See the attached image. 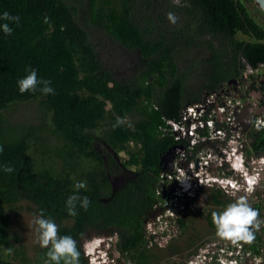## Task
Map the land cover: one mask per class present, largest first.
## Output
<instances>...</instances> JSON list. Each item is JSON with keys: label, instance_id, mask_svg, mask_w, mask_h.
Segmentation results:
<instances>
[{"label": "trees", "instance_id": "obj_1", "mask_svg": "<svg viewBox=\"0 0 264 264\" xmlns=\"http://www.w3.org/2000/svg\"><path fill=\"white\" fill-rule=\"evenodd\" d=\"M5 11L20 21L11 35L0 31V264H54L45 248L30 261L9 231L8 213L17 218L14 207L23 204L34 217L43 210L59 235L76 240L79 264L85 263L80 244L92 234L115 237L131 264H154L144 229L167 195L162 160L174 146H188L176 140L170 122H181L188 105L240 79L246 64L264 65V26L242 0H181L180 6L172 0H0V15ZM169 12L178 17L175 25ZM110 45L133 59L126 78L107 63L118 54L108 53ZM26 68L50 80L55 94H21L17 82ZM21 105L32 109L23 120L11 115ZM249 136L248 157L264 155V129ZM77 181H86L78 194L90 206L85 211L78 203L72 217L65 202ZM209 200L205 222L216 233L211 214L222 212L228 199L212 189ZM253 208L261 218L262 200ZM252 230L255 239L245 250L258 255L262 239Z\"/></svg>", "mask_w": 264, "mask_h": 264}, {"label": "rangeland", "instance_id": "obj_2", "mask_svg": "<svg viewBox=\"0 0 264 264\" xmlns=\"http://www.w3.org/2000/svg\"><path fill=\"white\" fill-rule=\"evenodd\" d=\"M242 1L251 16L260 25L264 26V11L261 6L255 0ZM95 36L98 37L101 35L98 33ZM115 49L118 54L115 53L117 55L113 59H109L107 63L111 68H113V71L118 78H126L134 71V65L132 63L133 59L130 55L112 45H110L108 53H111ZM31 110V108L21 105L13 108L11 110V115L15 118H22L21 120H23L31 114ZM192 142L193 141H189L190 146ZM225 150V148L220 147L219 144H216L215 142H211L206 145L204 143L201 153L196 155L192 162L188 164L187 170L189 173L202 175L204 180L226 176L230 171V166L227 162H225L227 157L224 153ZM193 152L194 149L190 148L189 155H193ZM183 153L184 151H182L180 155L184 160L185 157ZM120 156L122 158L126 157L125 153L120 154ZM260 162V159H256L255 155H253L247 165L250 170L248 173L264 169V166L259 164ZM184 170H186L185 167L181 169V172L183 173ZM230 178L237 182V190H231L229 189V186L226 187V185H224L225 181H223V184L208 182L201 184L198 193L194 191V188L190 192L189 190L184 192L187 184L194 182V178L191 176L189 178V174H186L185 176L177 175L176 177H173V179L172 177L168 178L169 185L175 182L177 184L176 187H174L172 192H169V198L164 199L162 202V212L159 211L158 213H154L153 217H150L145 221L144 239L148 243L147 248L154 253L158 259L154 264H198L202 262L200 260H203L201 255L205 251L208 252L210 250L211 252L212 249L218 245L230 247L231 245L237 244V241L221 238L217 235V233L209 232L207 229L205 214L208 209L213 208L210 204L209 194L212 189H220L222 191L228 199L227 204L222 208L223 210L228 204L236 202L240 197H246L248 204L252 208L255 202L262 200V205L264 207V172L256 181L257 185L252 186L249 184L248 188L245 186V182L238 174L231 176ZM249 180L252 181L254 179L251 177ZM120 181L121 180L118 179L117 183L119 184ZM181 183L184 188L179 187V184ZM257 195H259V197ZM190 199H193V201H190ZM185 203H189L187 207H185ZM14 208H16L15 212L18 217L15 218V214L13 212L8 213L11 218L9 231L12 235H16L20 238V245L23 248L25 256L30 261H34L36 256L35 254L41 248L39 244L38 226L34 223L35 217L29 210L28 204L18 205ZM176 219H179L184 224L182 228L179 227ZM258 219L264 221V209L261 212V218ZM254 231L259 233L262 243H264V223H261L259 230L254 229ZM114 239L116 238H108L107 236L92 234L88 239L83 240L80 244L83 256L85 257L84 252L87 250L89 252L91 248H93L91 252L96 251L97 248L105 250V248L108 247L110 242ZM194 239L196 241L192 245H188V242ZM101 241L108 244L101 247ZM239 243L243 244L244 249L249 245L244 241ZM171 249H176L177 252L172 253ZM119 261L124 264H130L129 261L124 258H120ZM206 262L207 264H222L220 261L214 263V261L210 262L208 259ZM244 264L261 263L256 262L253 258L250 260L245 259Z\"/></svg>", "mask_w": 264, "mask_h": 264}, {"label": "clouds", "instance_id": "obj_3", "mask_svg": "<svg viewBox=\"0 0 264 264\" xmlns=\"http://www.w3.org/2000/svg\"><path fill=\"white\" fill-rule=\"evenodd\" d=\"M172 3L176 6H180L181 0H172ZM167 19L173 25H175L178 22V17L173 12L167 13ZM0 21H3V23H0V31H2L5 35H11L13 32V28L11 25L12 24L18 25L20 21V17L11 15L9 12L5 11L2 13V15H0ZM45 22L47 23V18L45 19ZM25 71L27 74L23 78L19 79L17 82L19 92L21 94H24L26 92L34 93L38 89L44 95L55 94V90L51 86V81L47 79L39 78L37 70L32 69V68H26ZM238 80H241V79H238ZM221 92H228L232 96L238 95L236 97H238L239 99L244 97L243 94L239 93L240 94L239 95L238 93H234V91H230L228 89V85L225 86ZM221 92L219 93L221 94ZM215 93H218V92H215ZM248 106H251L252 110L254 111V115L252 117V122H251V124L253 125L255 115L259 116V115H263L264 113L263 112L262 114H256V110L259 107H264V105H260L258 103L257 104L258 107L255 110L252 104L246 105V107ZM246 107L244 108V110L246 109ZM244 110L242 111L240 115L241 121H242L241 116ZM117 123L118 124L120 123V118H118ZM242 124H243V132L249 137V141H250L249 133L252 130H256V129L254 128V125L253 127H249L245 125L243 121H242ZM257 131H261V130H257ZM206 132H208L209 134L208 130H206ZM208 141L215 142L216 144H219L220 147L226 149L224 151V153L227 155L225 162H227L228 165L230 166L229 173L226 176L221 177V178L214 177L208 180L207 179L204 180L202 175L196 176L193 173H189V171L187 170L188 164H190L192 160H189L187 163L183 165V167L186 168V170H184L183 173L178 171V169L175 166V162H174V165H172L173 167L170 170L171 172L164 170L165 172L164 178L167 181L166 189L168 188V186H170L169 181H168L169 175H173V177H176L177 175L185 176L186 174H189V178L190 176L193 177L194 182L200 183L199 188L201 184L203 183L212 182L214 184L215 183L223 184V181H225L224 185H226V187L229 186V189L237 190L236 189L237 182L232 180V178H230L231 176H234L237 174L239 175L240 178L243 179V181L245 182V186L247 188L250 182H251L250 185L252 186L257 185L256 181L259 179L261 174L264 172V169H259L253 173L252 172L248 173V171L250 170L248 169L247 165L251 157H248L246 149L247 147L250 148L249 146L250 144L246 147V149H240L239 145L235 143L236 141L231 142V138L229 137L225 142L213 141V140L200 141L198 144H196L193 147V149H195V147L198 145H202L203 147V144ZM174 147H177V148L179 147V148L173 149ZM174 147L172 148V151L178 152L179 156L182 153V151L186 153L187 157L192 156V155H189V150L191 148L189 145L188 146L178 145ZM182 147H185V149H183ZM0 152H3L2 146H0ZM199 153H201V151ZM255 157L256 159H260L261 162L259 164L264 166V155H255ZM3 171H5L6 173H13L14 169L8 165H4ZM251 177L254 180L252 181L249 180ZM194 182H190V185L191 183H194ZM179 187L184 188L182 183L179 184ZM199 188L194 189V191L198 193ZM74 189L76 190V192L73 195L69 196L65 202L67 210H68V215L72 217H76L78 215V212H77L78 203H79V207L85 211L90 206V200L88 199V197L87 196L81 197L78 194L79 190L86 189V181H77L74 184ZM166 189H163L161 192H163ZM186 190L188 191V184L184 192H186ZM166 192L169 195V191H166ZM190 198H193V197H190ZM156 210H158V212L159 211L162 212V209L159 210L156 208ZM153 216H154V213L152 214L151 217ZM258 217H259L258 210L252 208L248 204L246 197H240L236 202L228 204L222 212H213L211 214L213 225L215 226L216 233L219 237L224 238V239H230L233 241H244L246 243H251L255 239V235L252 229L254 228L255 230H259L261 223H264V221L259 220ZM34 223L38 226L40 247L48 249L46 255L50 261L54 262V264H61L62 260H63V264H79L80 252L77 246V242L72 236L59 235L58 225L55 223V221L51 217L46 218L43 210H41L39 214L35 217ZM103 243L104 241H101V245H100L101 247ZM239 244L243 246L242 243H237L236 245H231L230 247L218 245L217 247H214V249H212L211 252L210 250L208 252L205 251L201 255V257H203V260L200 259L202 262L198 264H207L206 262L207 259L210 260V262L220 261L222 264H237L236 261L238 260L239 255L236 254L235 252ZM222 248H226V250H222ZM240 249L242 251H245L244 248H240ZM8 251L11 252V249H9ZM84 253H85V257H84L85 263L84 264H124V263H120L119 261L116 262L115 259L112 260L110 258V254L108 253L107 249L102 250L101 248L100 249L97 248V250L94 252H91V254L88 252V250Z\"/></svg>", "mask_w": 264, "mask_h": 264}, {"label": "built area", "instance_id": "obj_4", "mask_svg": "<svg viewBox=\"0 0 264 264\" xmlns=\"http://www.w3.org/2000/svg\"><path fill=\"white\" fill-rule=\"evenodd\" d=\"M245 63V62H244ZM246 64V63H245ZM260 72V69H254L246 64V68L241 75V86L243 98L239 99L235 95H230L228 92L209 94L206 99L197 104L188 105L183 113L181 122H170L173 127L176 140H186L188 145L191 143V148L200 141L213 140L225 142L229 137L231 142L236 141L240 149H246L250 144L249 137L243 132V124L240 120V115L246 105L252 104L254 110L257 109V102L253 101L251 89L252 84L258 83V79L251 78L250 75ZM254 79V80H253ZM240 95V94H239ZM243 99V100H242ZM264 105V100L263 104ZM254 128L256 130L264 129V113L254 117ZM208 130L209 134L205 135ZM184 160L181 155L178 157L179 164L175 162V166L179 172L183 169V165L189 161L186 153H183ZM182 173V172H181ZM197 176V174H195ZM173 175H169V178ZM200 183L188 184L189 192L199 188ZM183 185V184H182ZM184 187V186H183ZM187 187V186H186ZM177 197V196H176ZM261 253L252 255L251 251H242V245L237 246L236 254L239 255L237 264H244V260L253 259L256 262L264 264V243H261Z\"/></svg>", "mask_w": 264, "mask_h": 264}, {"label": "flooded vegetation", "instance_id": "obj_5", "mask_svg": "<svg viewBox=\"0 0 264 264\" xmlns=\"http://www.w3.org/2000/svg\"><path fill=\"white\" fill-rule=\"evenodd\" d=\"M257 69H260V72L254 73V74H251L250 75L251 78L258 79L257 80L258 81L257 84H256V82L252 84L251 93H252V97H253L252 99H253V101H256L257 103H259L260 105H262L263 104V100H264V65H260L258 68H256V70ZM241 88H242V86H241V81L240 80H231L228 83V89L230 91H234V93H238V94L240 93V94H242L241 93L242 92V89ZM182 148L185 149V147H182ZM178 157H179V153L178 152H174L171 149L170 155L168 156V158L166 157V158H163V160H162V164H164V170L170 171L172 169V167H173V166H170V163H172V165H174V162H175L176 159H178ZM165 198H169V195L167 194L165 196ZM105 244L107 245L108 243L104 242L103 245H102V247ZM105 249H107L108 253L110 254V258L112 260L115 259L116 262H117V261L120 260V258L121 259L122 258L125 259V257L123 256V254H121L119 251H118L119 252L118 257H115L113 255V251H112V249H113V240L110 242V244L108 245V247H106ZM120 263H123V262H120ZM129 263L131 264L130 261H129Z\"/></svg>", "mask_w": 264, "mask_h": 264}, {"label": "water", "instance_id": "obj_6", "mask_svg": "<svg viewBox=\"0 0 264 264\" xmlns=\"http://www.w3.org/2000/svg\"><path fill=\"white\" fill-rule=\"evenodd\" d=\"M262 8V10L264 11V0H255ZM264 112V107H259L256 110V114H262ZM254 115V111L252 110L251 106L246 107V109L244 110L241 119L244 123H246L247 125H250L252 122V117ZM179 148V147H178ZM177 147H174V149H178ZM170 166H172V163H170ZM174 187H176V183L171 184L170 186H168V188L166 190H164L162 192V197L164 196L166 191L172 192L174 190ZM113 255L115 257H118L119 252L117 250V244H116V239L113 240Z\"/></svg>", "mask_w": 264, "mask_h": 264}, {"label": "bare ground", "instance_id": "obj_7", "mask_svg": "<svg viewBox=\"0 0 264 264\" xmlns=\"http://www.w3.org/2000/svg\"><path fill=\"white\" fill-rule=\"evenodd\" d=\"M245 125H247V124L245 123ZM247 126H249V127H253V125H252V124H250V125H247ZM175 162L179 164V161H178V159H176V160H175ZM249 184H251V182H250ZM91 250H93V248H91V249H90V251H89V253H90V254H91ZM222 250H226V248H222Z\"/></svg>", "mask_w": 264, "mask_h": 264}]
</instances>
